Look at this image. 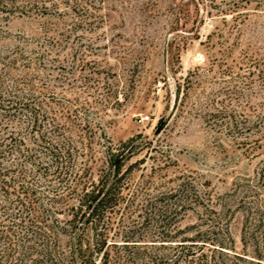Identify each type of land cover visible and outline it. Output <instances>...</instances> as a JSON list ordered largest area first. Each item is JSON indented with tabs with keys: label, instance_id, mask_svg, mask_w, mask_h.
I'll return each instance as SVG.
<instances>
[{
	"label": "rangeland",
	"instance_id": "374dc122",
	"mask_svg": "<svg viewBox=\"0 0 264 264\" xmlns=\"http://www.w3.org/2000/svg\"><path fill=\"white\" fill-rule=\"evenodd\" d=\"M35 1L48 9L0 11L1 91L20 79L23 96V83H31L38 94L29 107L45 115L35 134L54 137V118L65 128L55 139L70 136L94 155V175L105 145L137 134L147 141L129 161L136 164L127 191L136 200L113 217L111 254L130 263L140 250L142 264H152L153 254L168 252L153 245V226L132 221L142 220L145 199L181 181L205 193L223 215L222 228L228 224L234 250L243 252L244 211L220 204L233 199L236 184H254L264 161V0ZM244 115L259 121L257 128L229 132L232 117ZM18 116L16 130L27 133L30 109ZM17 160L14 153L3 161ZM188 213L182 226L200 223L196 211ZM15 229L21 239L24 227ZM131 229L145 236L137 246L123 245ZM14 253L21 257L19 248Z\"/></svg>",
	"mask_w": 264,
	"mask_h": 264
},
{
	"label": "trees",
	"instance_id": "16d2710c",
	"mask_svg": "<svg viewBox=\"0 0 264 264\" xmlns=\"http://www.w3.org/2000/svg\"><path fill=\"white\" fill-rule=\"evenodd\" d=\"M40 2L0 0V11L26 13L37 8L44 12L48 5ZM14 63L15 59L8 63L9 72ZM20 82L14 78L7 93L1 91L0 85V264H11L14 258L28 264H142L140 250L130 254V263L118 253L112 255L109 247L117 244L108 238L114 215L135 203L136 196L127 189L136 161H129L147 141L137 134L105 145L94 175V155L86 153V145L80 149L70 136L63 143L55 139L65 128L54 118V137L43 131L35 134L45 115H39L37 104L29 107L30 99L38 94L30 82L23 83L27 87L25 95L18 94ZM24 109L32 113L27 133L21 126L18 130L15 127ZM233 118L227 123L232 133L259 125L247 115L242 120ZM14 153L17 161H3ZM81 155L84 158L79 160ZM252 181L254 184H236L233 199L220 204L225 211L232 207L244 211L240 234L243 252L234 250L228 224L225 229L221 226L223 215L217 214L209 198L204 199L205 193L201 196L194 186L185 188L181 181L176 188L145 199L142 220L132 221L133 226H153V245L169 249L153 254L152 264H264V161ZM39 192L45 203L39 199ZM189 210L197 212L200 223L182 226ZM19 225L24 227L21 239L15 229ZM144 237L142 232L131 229L123 245L137 246ZM18 248L21 257L14 255ZM216 252L225 258L215 259Z\"/></svg>",
	"mask_w": 264,
	"mask_h": 264
}]
</instances>
